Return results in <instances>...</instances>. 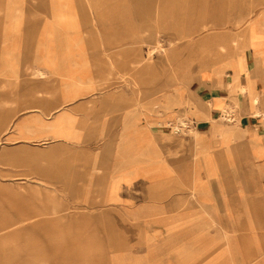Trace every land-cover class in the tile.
Returning <instances> with one entry per match:
<instances>
[{"label":"rangeland","instance_id":"1","mask_svg":"<svg viewBox=\"0 0 264 264\" xmlns=\"http://www.w3.org/2000/svg\"><path fill=\"white\" fill-rule=\"evenodd\" d=\"M215 78L213 118L165 107ZM263 84L264 0H0V264H240Z\"/></svg>","mask_w":264,"mask_h":264},{"label":"crops","instance_id":"2","mask_svg":"<svg viewBox=\"0 0 264 264\" xmlns=\"http://www.w3.org/2000/svg\"><path fill=\"white\" fill-rule=\"evenodd\" d=\"M232 68H234L233 75L229 76H239L240 78L243 75V72H247V68L244 66V63L241 58H237L232 62L228 63ZM206 73L204 71H199L198 73V79L199 81H205L206 79ZM225 82H219L216 78L212 82V84L209 86V90L206 91L204 89H199L195 87L191 81H187L186 83V91L188 100L183 101L182 97L174 96L172 98H169L166 102L165 107L173 109L175 106H182L185 111L190 112L192 115V119L195 121V118L202 117L205 119H211L213 118V115L217 110H213V107H217L220 104L224 103V100L226 98V93L222 91L221 87L224 85ZM264 85V84H263ZM254 96L252 93V96L248 97L246 100V110L242 117L239 119L241 122H245L247 124V118H249L250 115L259 116V114L255 115L254 111L256 108L257 103H253ZM251 104L254 106L251 107ZM199 119V118H197ZM196 123V122H195ZM197 125V124H196ZM199 127V128H198ZM210 129V137L211 140L215 145H217L218 148H226L228 145H231L230 141L233 140L232 135V128H227L219 126V125H211L208 126ZM207 126L205 125H199L197 126L198 133L197 134L200 138L204 136ZM249 128L246 127V134L251 137V135H255L254 133H249ZM196 136V138H198ZM230 139V141H229ZM196 146L198 144H195ZM201 144L199 143V147ZM206 150V153L210 155V150L206 147H203ZM224 150V149H223ZM262 154H264V149L262 151ZM220 155V154H219ZM181 176V175H180ZM179 176V177H180ZM262 174H259V178H262ZM178 177V178H179ZM179 186L182 185V187H186L188 182L181 178L178 180ZM234 184V183H233ZM230 191V190H229ZM228 191V192H229ZM243 195V201L244 205L242 207V229L240 234V240H242V245L245 247L244 251L242 252V258L240 261V264H264V190H258L254 191L250 194V192L246 191L245 186H242L240 191ZM197 194V193H196ZM253 210V212L250 213V211ZM235 210L229 212V214H234ZM229 226V224H228ZM231 230L228 229V232ZM234 232V231H233ZM229 237V236H228ZM231 239V238H229Z\"/></svg>","mask_w":264,"mask_h":264},{"label":"bare ground","instance_id":"3","mask_svg":"<svg viewBox=\"0 0 264 264\" xmlns=\"http://www.w3.org/2000/svg\"><path fill=\"white\" fill-rule=\"evenodd\" d=\"M221 37H222V36H221ZM244 42H245V40H244ZM149 53H150V52H149ZM195 53H196V49L194 50V54H195ZM206 60H207V59H206ZM207 61H208V60H207ZM178 64H179V63H178ZM244 91H245V90L242 89V92H243V93H244ZM44 105H45V104H44ZM49 110H50V109H49ZM49 110H48V111H49ZM50 115H51V114H50ZM48 116H49V115H48ZM32 122H33V121H32ZM43 124H44V123H43ZM198 126H199V125H198ZM28 128H29V127H28ZM41 128H42V127H41ZM41 128H40V129H41ZM47 128H48V127H47ZM198 128H199V127H198ZM44 129H45V128H44ZM26 132H27V131H26ZM198 134H199V133H198ZM197 136H198V135H197Z\"/></svg>","mask_w":264,"mask_h":264}]
</instances>
